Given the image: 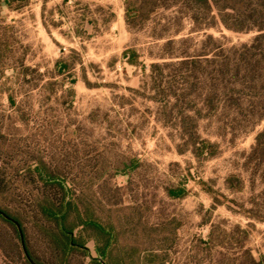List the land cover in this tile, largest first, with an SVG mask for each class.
Masks as SVG:
<instances>
[{
    "label": "rangeland",
    "instance_id": "obj_1",
    "mask_svg": "<svg viewBox=\"0 0 264 264\" xmlns=\"http://www.w3.org/2000/svg\"><path fill=\"white\" fill-rule=\"evenodd\" d=\"M185 12L161 6L129 29L123 0H0V207L20 220L37 261L48 252L32 222L34 198L57 192L39 162L75 192L119 187L121 204L139 208L147 225L175 218L165 264L264 256V160L250 158L264 124V60L227 77L236 103L211 105L215 62L205 74L178 64L184 53L212 59L217 46L249 44L258 32L226 28L215 11L196 23ZM85 246L68 264L96 257L93 242ZM0 264H26L15 226L1 222Z\"/></svg>",
    "mask_w": 264,
    "mask_h": 264
},
{
    "label": "trees",
    "instance_id": "obj_2",
    "mask_svg": "<svg viewBox=\"0 0 264 264\" xmlns=\"http://www.w3.org/2000/svg\"><path fill=\"white\" fill-rule=\"evenodd\" d=\"M167 3L185 6L188 9L185 15L195 23L199 16H205L207 13L209 15L215 11L226 28L233 31L258 32L249 44H241L229 50L217 46L213 60L209 58V52L204 50L192 55L184 53L183 59L178 63L181 66H190L192 71L198 69L205 74L204 65L215 62L214 90L205 95L204 103L211 105L214 97H224V100L228 99V103H236L228 88L230 84L227 77L232 75V71L235 75L241 72L242 76H246L252 70L250 64L253 58L256 59L254 61L264 60V0H123V20L126 27L138 28L158 8L169 5ZM125 53L130 64L136 63L134 51L129 50ZM57 65L55 63V67ZM63 69L64 67L59 68L58 71ZM259 118L262 119L263 114ZM250 158L256 161L264 160V124L254 137ZM39 164L42 168L39 177L45 184L53 185L57 192L56 194L45 192L34 198L35 219L32 222L46 246L48 259L45 262L37 261L25 245L33 261L38 264H68L70 255L75 252L86 256L85 244L92 241L96 257L90 258L88 264L167 262L168 250L174 243L179 227V222L175 218L147 225L139 208L121 204L122 194L119 187L99 184L93 188L89 184L75 192L45 169L44 163ZM35 169L39 167L36 166ZM233 180H236L233 176L226 178L229 185ZM236 181L238 182L236 188L239 189L240 182ZM176 194L179 193L171 192V195ZM0 210L22 225L18 218L13 217L5 209L0 207ZM0 222L13 225L2 215ZM263 258L264 256H260L259 261L252 258L251 262L260 264ZM23 260L30 264L24 254Z\"/></svg>",
    "mask_w": 264,
    "mask_h": 264
},
{
    "label": "water",
    "instance_id": "obj_3",
    "mask_svg": "<svg viewBox=\"0 0 264 264\" xmlns=\"http://www.w3.org/2000/svg\"><path fill=\"white\" fill-rule=\"evenodd\" d=\"M0 215H2L5 219L9 220L16 228L17 230V233H18V236H19V240H20V246H21V250L25 256V258L27 259V261L30 263V264H38L36 263L35 261H33L28 252H27V249L25 247V244H24V238H23V234H22V230H21V227H20V224L12 219L11 217H9L8 215H6L3 211L0 210Z\"/></svg>",
    "mask_w": 264,
    "mask_h": 264
}]
</instances>
